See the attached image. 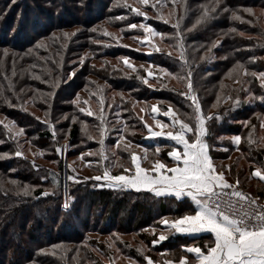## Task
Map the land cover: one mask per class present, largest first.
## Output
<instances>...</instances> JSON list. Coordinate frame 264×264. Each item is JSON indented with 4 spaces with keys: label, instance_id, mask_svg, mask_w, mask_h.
<instances>
[{
    "label": "trees",
    "instance_id": "1",
    "mask_svg": "<svg viewBox=\"0 0 264 264\" xmlns=\"http://www.w3.org/2000/svg\"><path fill=\"white\" fill-rule=\"evenodd\" d=\"M165 2L172 13L170 20L162 12L157 19L148 16L145 19L130 12L124 0H119V4L117 0H0V114L24 130L18 142L14 132L0 123V264H87L88 260H97L90 250L92 245L99 249L98 256H111L107 251H111V244L138 262H145V255L156 257L155 251L162 253L165 247L179 259L186 255L183 246L189 241L205 248L208 238L188 240L179 235H171L159 245H153L152 241L164 227L159 219L169 214V204L173 203L170 210L173 216H183L185 213L180 210L192 211L188 203L174 197L156 196L146 190L112 189L92 179L73 186L70 206H62L58 143L68 139L72 157L87 150L97 151L99 155L88 166L91 170L100 172L101 167L108 164L107 152L104 154L108 159L103 160L99 150L97 126L100 121L97 115H87V110L98 113L101 98L106 119L105 149L117 144L119 137L115 134L118 132L115 129L116 133H111L108 126L117 120L119 112L124 113L123 118H129L126 123L133 129L126 137L130 147L120 143L117 149V172L130 163V152H134L136 146L144 147L145 155L152 161L170 150L166 140L147 141L148 130L134 107L135 101L149 104L155 100L162 109L172 105L181 117L193 113L191 101L181 95L186 91V82L162 74L161 68L181 76L191 69L193 87L200 97L202 110L217 117L207 122L206 139L213 158L227 161L232 154H237L227 166H231L229 177L244 183L238 186L240 190L251 194L246 189L251 188L248 176L264 185L252 175L255 168L264 167V127H261L264 102L259 99L264 96V87L260 79L252 75L264 71V29L257 15L243 11L252 8L256 14L258 9H264V0H221L216 11H210L211 18L195 28L193 25L204 8L211 9L215 0H175V3L159 0L158 6ZM127 3L134 6L128 0ZM225 8L239 10L243 22L233 20L231 12L223 11ZM121 16L126 19H117ZM178 20L184 37L186 65L179 59V48L174 46L176 29L173 25ZM141 22L165 34L164 48L159 53L136 56L114 35L104 34L105 29L113 34L109 29L118 28L129 35L135 29L128 25ZM63 33L70 35L64 37ZM124 56L146 65L137 66L133 71L120 62L119 58ZM103 59L101 65L92 64ZM238 62L247 68V74L244 68L237 66ZM150 65L152 68L148 67ZM145 69L151 70L153 76H148ZM243 76L248 79V88ZM139 77L156 81L155 87L145 84ZM77 94L79 105L73 103ZM237 98L239 103H236ZM33 108L39 113L34 114ZM80 108L86 111L80 112ZM45 120L54 123L55 137ZM226 134L240 136L239 145L232 139H228L227 144L217 139ZM250 134L254 143H249ZM29 143L38 148L47 146L49 156H27ZM157 147L160 149L158 155ZM220 148L228 151L225 157L220 155L225 152ZM17 151L23 155L16 156ZM42 158L49 160L52 166L45 167L39 161ZM88 159L85 155L82 160L89 162ZM54 180L58 183L54 184ZM25 185L30 187L29 195L21 191ZM45 190L50 194L41 196ZM90 233L111 238L107 239L109 243H101L88 237ZM118 235L127 237L120 241ZM84 241L90 245L81 246ZM54 245L61 247L53 249ZM143 247L144 251H137Z\"/></svg>",
    "mask_w": 264,
    "mask_h": 264
},
{
    "label": "snow or ice",
    "instance_id": "2",
    "mask_svg": "<svg viewBox=\"0 0 264 264\" xmlns=\"http://www.w3.org/2000/svg\"><path fill=\"white\" fill-rule=\"evenodd\" d=\"M220 2L221 0H215L211 9L205 7L201 16L193 25V28L201 23L207 22V20L211 18L210 11L215 12ZM117 3L119 4V0H117ZM137 3L143 7L149 5L150 0H137ZM173 3H175V0H173ZM124 6L128 7L130 12L147 19V13L142 12L141 7L129 5L127 0H124ZM152 7H155V5L153 4ZM223 11L231 12L233 20L243 22V17L238 14L239 10L225 8ZM243 11L253 16L256 15L252 8H245ZM261 14L264 15V9H261ZM160 18L163 19V16ZM117 19H126V17L121 16ZM247 22L249 24L252 23L251 20ZM137 27L143 29L147 34L143 37L144 41L149 40V35H159L161 39L165 37V34L157 33L151 25L145 23H141L139 26L136 24L128 25L130 29H135ZM173 27L176 29L174 36L176 43L174 46L179 48V59L186 65L188 61L184 37L180 32L179 20ZM188 31H191V29H188ZM231 31H236V29H232ZM104 34L108 36L114 35L107 32L106 29L104 30ZM63 35L64 37H68L70 34L63 33ZM71 35H74V33ZM241 35L243 34L241 33ZM97 43H99V41H97ZM217 43H219V41H217ZM152 49L156 52L161 51L155 44L152 45ZM5 55H7V50H5ZM169 55H171V53H169ZM120 59H122L128 67L132 68L133 71H136L135 66L129 63L127 57H122ZM81 63H83V58L81 59ZM237 66L239 68H244V65L239 62ZM145 71H147L148 76H153V72L147 69H145ZM160 71L162 74L167 73L169 77L174 76L178 82H186V91L181 92V95L189 98L193 107V113L191 115L183 114L184 118H181V116L173 112L172 107L169 106L168 111L164 113L165 116L171 117V124L167 126L171 129L169 131H156L151 125L145 122V127L148 130L149 136H166L175 142L176 146L168 152V156L172 158V166L168 167V165L161 160L155 159L152 161L151 168H145L141 165L140 156L136 152H130V163L134 167L124 168L118 175H113L108 167H104L102 176L86 177L85 179L106 181L107 186L115 188L131 187L137 190L149 189L157 196L169 194L174 195L177 199L185 196L190 197L192 203L195 205L192 214H185L172 220L164 218L160 223L173 233H210L214 236L212 244H206L204 249L201 247L183 246L188 253L194 254L195 264H264V205L258 202V197L254 198L251 194L239 190L238 185L240 181L238 178L234 184L230 183L225 178V172L217 170L209 154L210 145L206 139L208 135L207 122L217 117L213 114H205L203 112L199 98L193 87V73L191 69L187 70L185 76H181L179 73L173 74L163 68H161ZM247 72V68H244V73L247 74ZM252 75L258 77L261 86L264 87V71L252 73ZM139 78L142 79L145 84L148 83L147 77ZM249 94L253 96V99L256 98L251 92ZM217 99L219 100L220 97ZM226 99H231V97H226ZM259 99L261 102H264V96L259 97ZM6 102L10 103V101L7 100ZM73 103L79 105V94H77V99L73 101ZM85 103H87V101H85ZM99 103L101 107L98 113L87 110V115H97L100 121V124L97 126L101 145L100 155L103 160H107L108 157L104 154L106 119L103 111L104 101L102 98ZM236 103H239V98H237ZM215 106L216 105H213V107ZM108 107H111V105H108ZM152 108L153 111H157L155 105H153ZM79 111L85 112L86 110L80 108ZM46 115L50 114L46 112ZM37 119L39 118L37 117ZM72 119L75 120L76 117L73 116ZM0 123H3V121H0ZM14 123L15 122H12L13 125ZM44 123L51 127L52 135L55 137V126L51 124L50 120H45ZM156 123L160 125L161 122L157 121ZM5 127H8V125H5ZM83 127L87 129L88 126L84 124ZM261 127H264V124H261ZM124 130H127L126 124ZM23 131V129H20V134H22ZM89 138L91 139L93 137L89 136ZM231 139L234 144L239 145L241 137L237 135ZM125 140L126 137L124 135L119 136L117 147H120V142ZM0 143H2V141H0ZM249 143H254L251 134L249 135ZM66 147L67 145H62L58 147L56 151L61 152ZM125 147L129 148L130 146L125 145ZM159 152L160 149L157 147L156 154L158 155ZM37 154L43 155V152L33 153V155ZM15 155L22 156L23 152L17 151ZM88 155H93V153H88ZM83 157L84 154L82 153L80 158L83 159ZM88 163L89 166H91V161ZM33 164L35 166L34 161ZM224 167H227L229 171L231 170L230 165ZM252 175L264 181V170H262L261 167L255 168ZM42 179H46V177H42ZM69 179L75 180L76 178L69 177ZM56 183H58V181L54 180V184ZM21 191L24 195H29L30 187L25 185ZM49 194L50 191L45 190L41 193V196L46 197ZM65 207H68L67 203H65ZM153 231L155 230L153 229ZM166 238L164 234H160L159 239H154L152 243L155 245ZM111 246L110 244L109 247ZM60 247V245H54L53 249ZM41 251L43 252L45 250ZM117 251H119V249H117ZM137 251L142 252L143 249H137ZM52 254L55 255V251H53ZM144 259L147 264H154L151 257L145 255ZM131 264H136V262L131 261ZM165 264H173V261L168 260ZM178 264H191V262L187 256H181Z\"/></svg>",
    "mask_w": 264,
    "mask_h": 264
},
{
    "label": "rangeland",
    "instance_id": "3",
    "mask_svg": "<svg viewBox=\"0 0 264 264\" xmlns=\"http://www.w3.org/2000/svg\"><path fill=\"white\" fill-rule=\"evenodd\" d=\"M128 1H129V3H132L136 7L137 6L138 7L140 6L137 3V0H128ZM158 1L159 0H150V4L147 5L146 8H144V6L143 7L140 6L141 7V10L143 12H146L147 13V16H148L149 19H151V18L153 20L154 19H157L159 17L158 16L159 13L162 12L163 15L167 19L170 20L171 19V16H172V13L170 12V8L167 6L168 4L166 5L167 2H165L162 6L159 7L158 6ZM96 4H97V2H95V5L94 6H96ZM153 4L155 5V7L151 8ZM161 8H163V9L161 10ZM144 9H146V10H144ZM147 9H149L148 12H147ZM256 15H257L258 23H260L261 24V27L264 29V15L261 14V9H258L256 11ZM78 17H80L79 14H78ZM69 18L75 20L72 17H69ZM141 23H144V22H141ZM140 24H136V25L139 26ZM145 24H147V23H145ZM109 30H111L113 32L114 36L118 39V41L120 43L123 44V46L125 45L126 48L129 49V51H131L136 56H143V57H144V55L145 56L146 55L152 56L154 54V51L152 49V45L153 44H155L156 46H158L160 49L164 48V41L161 39V36H159V35H149V40L148 41H144L143 40V37L145 35H147V34L143 31V29H141L139 27L135 28V30H133V33L132 34H129V35L128 34H125L124 32H121V30L118 29V28H110ZM137 38H140V39H137ZM110 45L107 43V46H110ZM167 50L169 51L168 48H167ZM124 57H127V56H124ZM127 58H128L129 63H131L135 67H137V66H145L146 65L145 62H143V61H135L134 59H130L129 57H127ZM103 62H104V59H103V61L102 60L101 61L96 60V61H93L92 64L93 65H96V64L97 65H101ZM120 62L121 63H124L123 60H120ZM148 67L149 68H152L151 65L148 66ZM149 71H151V70H149ZM156 76L159 78V75H156ZM243 77H244L243 81H246L245 82V86H246V88H248V86H249L248 79H246L245 76H243ZM170 82H174V81L170 79ZM239 82H241V81H239ZM239 82H237V83H239ZM155 83H156V81L150 80V81H148L147 84H150V85L154 86V85H156ZM160 83H162V82H160ZM174 84L176 85V87H182L180 83H174ZM185 90H186V87H185ZM198 98H199V102H200L201 108H202V103L200 101V97H198ZM140 103H141V101L140 102L135 101V104H137V106ZM91 105H93V103ZM169 106L172 107V105H168L166 107V109L165 110L163 109L162 111L164 113L167 112ZM32 112L34 114H38L39 113V111L37 109H35V108H33V111ZM145 112H147V109L145 110ZM138 115H139V113H138ZM117 117H118L117 120L116 121L113 120V122L110 123V125L108 126V128H110V132L111 133H113V132L116 133V130H117V132L119 134L117 133L115 135H118V137L121 136V135H124L125 137H127L128 134H131V132H133L132 131L133 129L131 130V127L128 126L129 123H126L129 118L128 117H126V119L123 118L124 117V113L122 114V112H119V114L117 115ZM145 118H147V119L151 118V116L148 114V112H147V115L145 116ZM181 118H184V116L181 117ZM263 119H264V117H263ZM0 121H3V123L5 125H8L7 128L10 131L14 132V134H15V136L17 138V141L20 142V140H21L20 138H23V134H20V128H19V126L16 123H14V125H13L12 124V121L8 117L3 116L2 114H0ZM51 124L54 125V123L52 121H51ZM125 124L127 125V130L126 131L124 130ZM58 133H61V132L58 131ZM232 137H234V136L233 135H227L226 134V135H223L221 137L218 136L217 139L220 142H222L224 144H227L228 139H231ZM104 138H105V136H104ZM221 138H223V139H221ZM120 143L121 144L123 143L124 145L131 144V143H129L126 140L125 141H121ZM62 145H67V147L64 148L63 151H61V152H57L56 151V153L58 155V158H60V161H61V169L59 170V172H60V176H61V185L60 186H61V193H62V196H61L62 206H65V203H67V205L70 206V201H71L70 200V194H71V190H72L73 186H76L78 184H84V183H86V181L88 182V181H91L92 180V179H85L86 177L102 176L103 175V169H104V167H108L113 175H118V174H120L122 172V171L121 172H119V171L117 172V170H116V168L118 167V160H119V157L117 156V149L119 147H117V144L115 146H113V147H109L108 149H105L104 150L105 152H107V154L109 156V160H108V164H104L103 165V169L101 167L100 172H96L94 170L89 169L88 168L89 163L87 161L84 162L80 158L81 157V154L78 157H72L71 156V151L70 150L72 149V146H71V143H69V140L68 139L62 140L60 143H58V145L56 146V149L58 147L62 146ZM42 146H39V148H38L34 144L29 143V146L27 147L25 154L27 156L29 155L31 157V156H34L33 153H38V152L42 151L43 154H47V156H49V152H48L49 150L47 149L48 147L47 146L46 147H42ZM134 146H133V148H134ZM137 148H138V146L135 147V150H137ZM220 150L225 151L226 148H222V149L220 148ZM88 153H93V155H88ZM209 153H210V156H211V158L213 160V163L215 164L217 170L218 171H224L225 172V178L228 181H230L231 183L234 184L236 180H232L229 177L228 168L227 167H224V165L227 166V164L233 158L232 156H236L237 154L236 153L235 154H232V156L229 159H227V161H223V160L214 159L210 149H209ZM227 153H228V151H225L223 153H220V155H222L223 157H225L227 155ZM83 154H84V156L87 155L89 157L88 160L91 161L92 164L94 163V162H92V160H94V158H96L95 156L99 155L97 153V151H93V150H87ZM140 155H141V153H140ZM145 156L148 157L147 155H145V152L143 151V153L141 155V157H142L143 160L145 159ZM160 158L161 157L156 156V159H160ZM147 159H148L149 162H152L151 159H149V158H147ZM39 161L41 163H43L45 165V167H51L52 166L51 162L49 160H47V159H43L42 158V159H39ZM132 167H134V166L131 163H129L127 166H125V168H132ZM69 177H75L76 179L75 180H71V179H69ZM248 180H249V185L251 186V188H248V187L245 186L246 189L249 190L251 192V194L252 193L253 194H258V195L259 194H262V196L260 195L262 199L259 198V197L258 198L264 203V201H263L264 200L263 199V197H264V185L261 184L258 181L255 182L249 176H248ZM101 182L104 183L105 186H107V182L106 181H101ZM239 185L244 186V183H242V184L239 183ZM107 187H109V186H107ZM109 188L114 189L115 187H109ZM134 190H135V188H134ZM253 196H255V195H253ZM180 211H182V213H185V214H190L191 213V211H188V212H184V210H180ZM179 217H181V216H173V213L172 214L169 213L168 215H163L162 217H160L159 221H161L164 218H167L169 220H172V219H176V218H179ZM160 234H164L168 238L171 235H173V232H171L168 228H166L164 226V227L160 228V231L158 233L157 240L159 239ZM87 236L88 237L90 236L93 239H97L101 243L103 241L108 242L107 239H110L111 238V236H106V235H102L101 236V235L93 234V233L92 234L90 233ZM131 236L132 235H130V237ZM117 237H119L118 239L120 241H123V240H125V238L127 236L118 235ZM208 239L209 240H206V242H204L205 245L206 244L211 245L212 242L214 241V236L211 234V236ZM161 242H164V241H161ZM88 244L90 245L89 242L84 241V242L81 243V246H85V245H88ZM157 244L159 245V243H157ZM117 249H119L117 246H111V251L107 249V251L111 252L112 258H110L111 256H109V255L102 256L101 257V256H98L99 255L98 254L99 249L97 247H95V246L92 245L91 248H90V250L93 253V255H96L97 256V260H95V259H94L95 261L88 260L87 264H99L100 262H102L100 264H103V263L104 264H131V261H135L136 264H147L146 260H145V262H138L134 258H132V257L130 258L129 256L125 255V253L123 251H121L120 249H119V251H117ZM142 249L144 251V247ZM163 250H165V251L162 252V253H160L161 251H159V252H156L155 251L156 257H154V256H148V257H151V259L153 260L154 264H165V262L168 261V260H172L173 261V264H178L179 259H176L175 258V254H172L170 251H168V250H170V248H166L165 247V249H163ZM169 256H172V257L174 256V257L173 258L172 257L170 258ZM188 259L190 261V258H188ZM190 262H191V264H195V261H190Z\"/></svg>",
    "mask_w": 264,
    "mask_h": 264
},
{
    "label": "crops",
    "instance_id": "4",
    "mask_svg": "<svg viewBox=\"0 0 264 264\" xmlns=\"http://www.w3.org/2000/svg\"><path fill=\"white\" fill-rule=\"evenodd\" d=\"M153 105L156 106L157 111H153V108H152ZM134 106H135L136 112L139 113V116L141 115V117L143 118L144 123L146 122L148 125H151L154 130H156V131H160V130L169 131V130H171L170 127H167L168 125L171 124V117L164 115V112L162 111L163 109L160 108V106L157 104V102L155 100L152 101L149 104L146 103V102H141L138 106H137V104H135ZM146 109H147V112L151 116L152 119L151 118H149V119L145 118V116L147 115V112H145ZM172 109H173L174 112H176L177 115H180L173 107H172ZM157 121H160L161 122L160 125H157V123H156ZM146 139H147V141H150V142H153L156 139H163V140H166L168 142L167 144L169 145L170 150H168L166 153H164L163 156H161V158L159 160H161L163 163H165L166 165H168V167H171L172 166V158L168 156V152L171 151V149L176 146L175 142L172 141L170 138H168L166 136H162V137H151V136H149L148 133L146 135ZM180 147H182V146H180ZM143 151L145 152V148L144 147H138V149L135 150L134 152H136L140 156L142 167L151 168L152 162H149L148 161V159H147L148 157L145 158L146 160L145 159L143 160L142 157H141ZM140 153H141V155H140ZM261 168H262V170H264V167H261ZM253 178L256 179L257 177H254L253 176ZM257 179H259V178H257ZM263 183H264V181H263ZM122 188H125V189H128V190L129 189H133L134 190V188H131V187H122ZM135 190H137V189H135ZM143 190L150 191L151 193H153L154 195H156L154 192H152L149 189H140V190H137V191H143ZM160 196L161 197H168V198L169 197H174L178 201H185L186 203H188L189 207L192 210L190 214H192L193 210L195 209V205H194V203H192L190 197L185 196L183 198L177 199L174 195H169V194H162ZM256 197L261 198L260 195H256ZM263 199H264V197H263ZM172 206H173V203L172 204H169L167 206V210L169 211V213H171L170 210H171ZM173 235L183 236L185 239H188V240L190 238H194V239L195 238L196 239L198 238V240H201L202 237L209 238L211 236L210 233H190V234L189 233H173ZM189 242L190 243H188L187 246L201 247L200 245H197L195 243H192L193 241L192 242L189 241ZM183 249H184V251L186 253L185 256H187L188 258H190V261H195L194 260V254L188 253L186 251V248L185 247H183Z\"/></svg>",
    "mask_w": 264,
    "mask_h": 264
},
{
    "label": "built area",
    "instance_id": "5",
    "mask_svg": "<svg viewBox=\"0 0 264 264\" xmlns=\"http://www.w3.org/2000/svg\"><path fill=\"white\" fill-rule=\"evenodd\" d=\"M186 97V96H185ZM187 99H189V98H187ZM190 100V99H189ZM240 190V189H239ZM240 191H242V192H244V193H247V192H245V191H243V190H240ZM247 194H249V193H247ZM251 196L252 197H254V198H256L255 196H253L252 194H251ZM260 204H262V205H264V203L259 199V201H258Z\"/></svg>",
    "mask_w": 264,
    "mask_h": 264
}]
</instances>
